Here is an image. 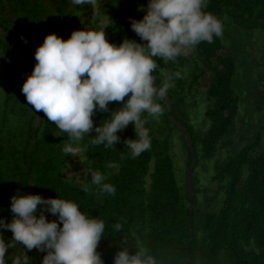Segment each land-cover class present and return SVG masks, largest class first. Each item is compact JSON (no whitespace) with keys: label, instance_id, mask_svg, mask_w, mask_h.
<instances>
[{"label":"trees","instance_id":"16d2710c","mask_svg":"<svg viewBox=\"0 0 264 264\" xmlns=\"http://www.w3.org/2000/svg\"><path fill=\"white\" fill-rule=\"evenodd\" d=\"M11 1L16 5L15 11L30 22L34 30H39V34L54 32L38 17L36 7L41 3L37 0ZM50 1L57 12L67 10L70 0ZM116 1L120 10L108 32L115 33L117 45L123 42L127 32L138 42L140 37L131 30L130 18H139L128 12V0ZM4 2L0 0L1 23L9 21ZM205 11L219 18L223 25L228 19L243 30H264V0H208ZM0 47L5 61L4 104L7 107L17 98L26 99L22 87L36 64L32 62L29 66L19 67L13 58L12 44L0 38ZM223 49L220 37H215L211 44L202 42L193 49L213 73L207 89L213 102L205 113L211 118V128L205 135L197 136L180 118L185 136L193 143L196 160L197 144L207 155L216 152L218 142L229 134L239 111L240 97L234 88L237 58ZM153 75L158 87L168 84L166 76L159 70L156 69ZM166 97L169 102L165 99L159 104L164 109L162 115L170 120L169 117L177 116L176 104L171 100L169 90ZM121 103L111 102L109 107L117 110L122 107ZM109 116L110 112H97L93 119L99 126L106 123ZM34 121L35 117L30 121L22 147L12 146L8 150L0 143V218L11 221L10 200L18 191L45 198L59 196L77 203L85 215L105 223L104 239L97 249L105 264H113L121 246H129L134 254L138 251L134 245L149 249L158 264H264V150L257 149L264 124L251 141L218 168L216 178L220 182L227 181L220 208L196 218L199 211L194 205L195 190L191 197L187 173V191L182 192L167 138H150V149L136 158L131 157L124 143L136 138L132 123L118 133L121 142L114 147L93 145L91 139L94 137L85 136L81 140V148L88 160V175L91 178L90 173H101L105 177L103 183L116 189L115 195H111L103 193L101 185L91 183V188L85 191L69 182L64 174L65 162L72 157L63 151L67 143L55 134V123L48 121L43 112L39 114L38 123ZM89 135H95V132ZM187 148L190 166L194 157L189 145ZM47 217L57 219L50 213ZM117 223L121 226L119 231L115 229ZM5 236L11 238L12 233L5 230ZM29 255L32 264H40L43 253L34 249Z\"/></svg>","mask_w":264,"mask_h":264},{"label":"clouds","instance_id":"9594fccd","mask_svg":"<svg viewBox=\"0 0 264 264\" xmlns=\"http://www.w3.org/2000/svg\"><path fill=\"white\" fill-rule=\"evenodd\" d=\"M71 3L91 7L94 29L75 30L67 40L55 33L47 35L35 52L37 63L22 92L28 104L74 142L89 136L94 137L93 145L111 148L121 142L118 133L132 123L136 138L124 143L132 158L139 157L151 147L143 117L158 119L163 114L157 100L169 88L167 83L156 85L154 58L174 61L202 42L211 44L215 37H222L224 25L205 11L208 0H147L137 9L145 13L142 19L130 18L131 30L145 43L125 38L117 45L106 37L113 19L100 12L101 0ZM111 102H122V107L112 110ZM97 112H110L106 123L96 125ZM93 131L95 135L90 136ZM63 151L79 156L83 149L67 144ZM90 174L91 183L115 195V187L103 183L101 173ZM10 211V222L0 218V264H32L29 253L34 249L43 253L40 264H105L97 250L105 223L85 215L77 203L18 191L11 197ZM48 213L57 219L49 220ZM120 227L115 225L117 231ZM5 230L12 233L11 238H6ZM134 246L138 249L134 254L129 246H121L113 264H158L149 249Z\"/></svg>","mask_w":264,"mask_h":264},{"label":"rangeland","instance_id":"374dc122","mask_svg":"<svg viewBox=\"0 0 264 264\" xmlns=\"http://www.w3.org/2000/svg\"><path fill=\"white\" fill-rule=\"evenodd\" d=\"M4 1L5 16L9 21L1 23L3 18L0 14V38L12 44L13 58L19 67L29 66L32 62L37 63L35 52L43 44L47 35L55 33L67 40L75 30L94 29L95 21L92 18L93 11L90 6L80 8L72 5L70 0L67 10L56 12L50 0H37L41 3L36 7L38 17L42 19L47 29L54 31L39 34L37 32L39 30H34L30 22L15 11L16 5L13 1ZM142 4L147 3L145 0L126 1L130 15L139 19H142L145 14L137 10ZM99 10L111 16L113 21L110 25H112L120 9L116 0H101ZM106 37L109 42L116 44L115 33L108 32L106 29ZM125 38L135 39V36L127 32ZM220 38L224 46L223 50L233 53L237 58L238 69L234 77V88L240 97V105L234 125L229 134L218 142L216 152L207 155L197 144L198 159L192 168V184L196 196L194 205H196V211H199L196 218H199L202 213L220 208L227 181L220 182L216 178L218 168L248 141H251L264 124V30H243L226 19L223 35ZM154 59L158 64L157 70L166 76L171 100L176 104L177 116L169 117L170 120H167L164 115L156 119L145 114L143 117L146 119L145 127L149 130L150 138L160 140L167 138L176 179L182 192L186 193V175L191 165L188 166V142L180 123L184 120L197 136L205 135L211 128V118L205 113L213 102L207 95L213 73L203 63V59L194 54L193 50L177 57L174 61L165 62L160 58ZM5 91V61L0 47V143L9 150L12 146L22 147L21 143L25 142L30 121L35 117L34 122L38 123L39 114L42 111H36L26 99L22 98H17L18 100L12 101L6 107ZM127 99L128 97H125V100ZM165 99L169 102L166 96L158 99L157 102ZM55 134L67 144L81 147V141H72L66 133L57 129L56 125ZM260 137L261 144L257 149L264 150V131L260 133ZM87 164L88 160L83 151L79 156L67 159L64 169L66 179L76 186L91 188Z\"/></svg>","mask_w":264,"mask_h":264},{"label":"water","instance_id":"95a60500","mask_svg":"<svg viewBox=\"0 0 264 264\" xmlns=\"http://www.w3.org/2000/svg\"><path fill=\"white\" fill-rule=\"evenodd\" d=\"M138 42L141 43L142 40L139 38ZM186 139H187L188 145L191 148L192 155L194 157V161H193V163L191 164V166L188 169V183H189V187H190V193L189 194H190L191 197H193L194 188H193V184H192V168H193V165L196 163L197 160H196V156H195L193 143L190 141V139L187 136H186ZM194 203H195V201H194Z\"/></svg>","mask_w":264,"mask_h":264}]
</instances>
